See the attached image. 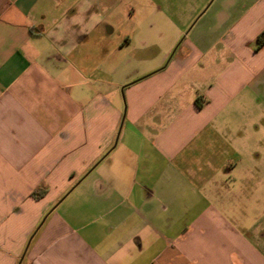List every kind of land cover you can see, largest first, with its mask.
<instances>
[{"label":"crops","instance_id":"0c3cea01","mask_svg":"<svg viewBox=\"0 0 264 264\" xmlns=\"http://www.w3.org/2000/svg\"><path fill=\"white\" fill-rule=\"evenodd\" d=\"M108 2L0 0V264H264V0L167 63Z\"/></svg>","mask_w":264,"mask_h":264},{"label":"rangeland","instance_id":"374dc122","mask_svg":"<svg viewBox=\"0 0 264 264\" xmlns=\"http://www.w3.org/2000/svg\"><path fill=\"white\" fill-rule=\"evenodd\" d=\"M225 0H112L107 3L102 14L115 22L117 30L124 31L133 27L139 33L148 31L147 44L163 53L167 47L172 50L166 60L194 36L207 37L210 32L214 37L220 32L211 28L215 24L214 14L221 9ZM114 9L109 11V5ZM158 35V36H157ZM160 35V36H159ZM140 48V47H138ZM141 49V48H140ZM139 49V64H142V50ZM176 50V51H175ZM141 66V65H140ZM262 102L263 104L257 105ZM248 112L249 140L240 145L235 144L245 156V166L250 169L264 171V100L259 99L246 106Z\"/></svg>","mask_w":264,"mask_h":264},{"label":"trees","instance_id":"16d2710c","mask_svg":"<svg viewBox=\"0 0 264 264\" xmlns=\"http://www.w3.org/2000/svg\"><path fill=\"white\" fill-rule=\"evenodd\" d=\"M264 46V31L257 37L256 42H255V49L259 50ZM46 193V187H39L37 188L32 194L31 197L34 200H39L41 199Z\"/></svg>","mask_w":264,"mask_h":264}]
</instances>
